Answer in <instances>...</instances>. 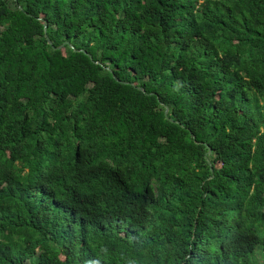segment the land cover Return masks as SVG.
Here are the masks:
<instances>
[{"label":"trees","instance_id":"1","mask_svg":"<svg viewBox=\"0 0 264 264\" xmlns=\"http://www.w3.org/2000/svg\"><path fill=\"white\" fill-rule=\"evenodd\" d=\"M0 264H264V0H0Z\"/></svg>","mask_w":264,"mask_h":264},{"label":"water","instance_id":"2","mask_svg":"<svg viewBox=\"0 0 264 264\" xmlns=\"http://www.w3.org/2000/svg\"><path fill=\"white\" fill-rule=\"evenodd\" d=\"M63 46H64V45L62 44V45H60L59 47H57V49H62ZM165 116H167V109L165 110ZM208 153H209V154L211 153L210 149H208ZM210 171L212 172V169H210Z\"/></svg>","mask_w":264,"mask_h":264}]
</instances>
